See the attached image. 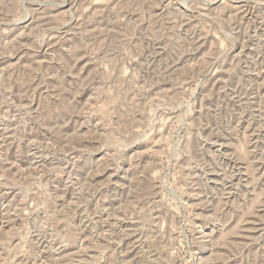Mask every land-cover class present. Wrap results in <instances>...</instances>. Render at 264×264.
<instances>
[{
  "label": "rangeland",
  "instance_id": "374dc122",
  "mask_svg": "<svg viewBox=\"0 0 264 264\" xmlns=\"http://www.w3.org/2000/svg\"><path fill=\"white\" fill-rule=\"evenodd\" d=\"M0 264H264V0H0Z\"/></svg>",
  "mask_w": 264,
  "mask_h": 264
}]
</instances>
